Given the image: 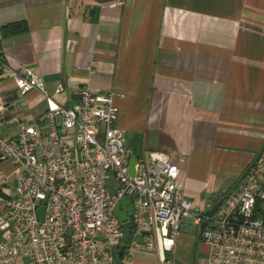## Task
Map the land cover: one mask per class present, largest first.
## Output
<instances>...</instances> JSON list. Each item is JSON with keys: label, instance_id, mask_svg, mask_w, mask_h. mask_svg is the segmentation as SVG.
Here are the masks:
<instances>
[{"label": "crops", "instance_id": "0c3cea01", "mask_svg": "<svg viewBox=\"0 0 264 264\" xmlns=\"http://www.w3.org/2000/svg\"><path fill=\"white\" fill-rule=\"evenodd\" d=\"M0 59L29 66L49 94L62 82L52 96L64 105L82 84L121 91L115 123L135 152L170 154L195 210L264 155V0H0ZM9 76L0 65V128L13 134ZM26 97L20 117L41 123L43 98ZM192 222L161 260L136 249L126 264H204Z\"/></svg>", "mask_w": 264, "mask_h": 264}, {"label": "built area", "instance_id": "2783aa9c", "mask_svg": "<svg viewBox=\"0 0 264 264\" xmlns=\"http://www.w3.org/2000/svg\"><path fill=\"white\" fill-rule=\"evenodd\" d=\"M0 65L17 92L7 101L16 131L0 128V264H126L136 249L161 260L181 215L206 222L199 234L207 246L204 264H264V155L207 215L212 202L193 208L168 152H135L127 142L115 123L121 91L82 84L73 90L75 102L64 105L52 96L62 82L49 94L29 66ZM31 90L44 100L41 123L19 115ZM121 197L131 206L126 240L114 211Z\"/></svg>", "mask_w": 264, "mask_h": 264}, {"label": "water", "instance_id": "95a60500", "mask_svg": "<svg viewBox=\"0 0 264 264\" xmlns=\"http://www.w3.org/2000/svg\"><path fill=\"white\" fill-rule=\"evenodd\" d=\"M261 154V148L255 153L254 157L252 160L245 166V168L240 172L238 177L235 179L233 184L230 186L228 190H226L224 193L219 195L212 203L211 205L205 209V213L207 215H211L214 210L217 208V206L222 202V200L227 196V194L238 184V182L241 180L249 166L253 163V161ZM133 157L130 158V163L128 166V171L131 172V163L133 162ZM41 211H42V205L38 206L36 209L37 217L40 218L41 216ZM114 211L118 217V219L121 221V226H122V235H123V240H126L127 238V226L129 224L128 220L126 219L127 214L130 213L131 211V206L127 204V197H121L118 201L117 204L114 206ZM206 225L205 221H200L199 222V229L198 233L200 234V231L204 228Z\"/></svg>", "mask_w": 264, "mask_h": 264}, {"label": "rangeland", "instance_id": "374dc122", "mask_svg": "<svg viewBox=\"0 0 264 264\" xmlns=\"http://www.w3.org/2000/svg\"><path fill=\"white\" fill-rule=\"evenodd\" d=\"M197 228L198 226L192 222V217L190 215L180 216L178 232L184 235H191L192 233L194 234L197 231Z\"/></svg>", "mask_w": 264, "mask_h": 264}, {"label": "trees", "instance_id": "16d2710c", "mask_svg": "<svg viewBox=\"0 0 264 264\" xmlns=\"http://www.w3.org/2000/svg\"><path fill=\"white\" fill-rule=\"evenodd\" d=\"M17 24H15V25H13V24H10L9 26H7V27H3L2 28V31H4V30H6V28H17V26H16ZM12 30H15V29H12ZM2 60L0 59V62H1ZM222 193H224V192H222ZM222 193H220V194H218V195H215L213 198H212V200H211V202H213L219 195H221Z\"/></svg>", "mask_w": 264, "mask_h": 264}]
</instances>
